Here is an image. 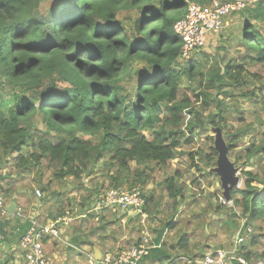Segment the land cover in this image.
I'll return each mask as SVG.
<instances>
[{
  "label": "trees",
  "instance_id": "16d2710c",
  "mask_svg": "<svg viewBox=\"0 0 264 264\" xmlns=\"http://www.w3.org/2000/svg\"><path fill=\"white\" fill-rule=\"evenodd\" d=\"M39 1L0 0V98L12 95L16 100L9 113L0 107V168L12 162L20 174L28 173L48 159L55 167L53 179L61 182L68 177L81 179L86 173L91 175L98 162L103 161L100 167L107 169L113 187L148 186L153 173L169 168L178 148L183 142L191 143L195 127H199L197 121L191 122L190 134L185 132V115L194 110L186 112L190 99L187 95L179 99V93L182 78L200 73L202 62L195 56L183 59L184 62L179 59L182 41L174 26L185 17L190 4L209 5L213 0H58L47 15L41 13ZM252 3V7L242 10L249 22L245 21L235 35L247 54L240 62L229 61L223 67L201 73L208 88H217L228 96L233 95L231 87L249 88L248 82L254 77L261 81L258 73L247 68L250 63L264 65V35L256 22L264 19V0ZM124 8L131 12L126 21L118 18ZM260 88L239 91L251 98ZM200 95L207 104V93ZM216 101L220 111L212 115L211 123L220 125L225 123L223 100ZM163 107L165 114L161 115ZM35 120H40L45 129L38 128ZM82 134L100 139L95 142ZM233 147L230 143V149ZM248 151L250 158L264 152V143ZM196 153H189L191 162L201 169ZM215 156L218 153L212 146L203 159L208 170L195 176L194 182L216 175L209 171L217 163H212ZM132 162L143 167L132 169ZM151 162L153 165H149ZM244 173L248 176L244 187L232 190V202L241 207V215L258 233L254 229L251 241L241 246L240 253L248 260H264V248L258 249L264 244V176L253 170ZM182 176L175 170L162 180L168 199L184 198L183 186L179 185ZM7 178L10 175L0 172V195L7 203L16 200L28 208L33 196L17 195L14 180ZM49 186L50 183L45 184L43 191L49 193ZM52 194L58 196L54 201L42 197L48 218L65 213L64 208L70 204L62 199V194ZM154 195H149L147 205ZM179 206L174 208L179 210ZM82 207L84 211L87 204ZM197 215L203 218L192 214L197 219L186 223L189 232L171 244L164 240L165 233L174 231L180 220H170L165 228L157 230L155 242L161 246L153 249L145 262L196 264L208 249L206 242H200L202 248L188 254L190 231L203 225V232L210 229L206 211ZM100 222L94 233L116 244L117 231L124 225L114 219L106 222L105 217ZM239 224L238 220L234 232ZM108 226H112L110 231H116L114 237L106 235ZM2 227L0 223L1 231ZM127 243L120 249L128 248Z\"/></svg>",
  "mask_w": 264,
  "mask_h": 264
},
{
  "label": "rangeland",
  "instance_id": "374dc122",
  "mask_svg": "<svg viewBox=\"0 0 264 264\" xmlns=\"http://www.w3.org/2000/svg\"><path fill=\"white\" fill-rule=\"evenodd\" d=\"M247 8L252 7V2L255 0H246ZM58 0H40L39 9L43 15H47L52 12L55 8ZM240 11L234 13L227 18L225 21L224 29L221 33H214L210 36L207 45L199 50L193 52L191 56H195L202 63L199 67V72H196L193 78L184 76L182 78L179 99H182L187 95L190 99V105L186 112L194 110L193 113H186L183 120V128L187 134L189 131V123L197 121L199 127H195L194 139L191 143H185L178 148L177 156L171 161L169 168L166 170H160L159 172L153 173V178L148 186H143L146 192L147 198L151 193H155L153 201H149L147 205L148 219L146 223L139 222L138 219H131L128 226H124L118 233L117 243L113 245L112 241H106L101 236L99 242L92 244L99 245L102 249L108 247L118 248L127 244L131 245L138 238L142 236L143 230L149 232L151 236L156 239L158 233L157 230L165 228L170 220H180L177 224L178 227L174 231H166L164 239L170 244L175 239L180 238V235L184 232H189L186 223L194 222L197 217L202 219L200 214L201 210L206 211L208 216L209 231L203 232V227H197L196 230L190 231L191 251L188 253L192 255L198 252L199 248H202L203 242L212 243L217 247L230 246L232 242L233 232L238 220L243 217L241 215V207L233 204V202L223 201L221 196L223 195V189L221 187L220 179L218 175L210 177H203L199 183L194 182L195 176L200 175L203 172H207L206 162L203 161L206 154H210V149L215 143V133L212 131L213 126H220L223 130L224 138L229 145L233 143L234 147L229 150V156L232 161L235 162L236 166L239 167V175L241 177L239 188L244 187V182L247 179V175L244 173L246 170H253L264 176V152H257L253 157L248 156V150L254 146H259L264 143V65L260 63H250L247 65L249 72H256L260 75L261 81L254 77L249 82V88L241 89V91L250 92V89L261 86L259 93L256 96L250 98V96L241 95L240 91L236 88L231 87L229 90L232 92V96H228L217 88H208L206 80L202 81L201 73L206 74L217 66H225L229 61L240 62V58L247 54L246 47L243 46L235 35L240 31V27L243 26L244 22H249L248 16ZM131 16V12L127 9H121L118 18L126 21ZM256 20L252 21L253 23ZM257 22V29L264 35V19H260ZM185 60H182L184 62ZM129 82V81H128ZM131 84L133 81L130 82ZM125 84V82H122ZM3 93V90H1ZM10 91L7 90L6 94ZM201 92H206L209 96V102L204 103V97L200 95ZM200 98H197V95ZM202 97V98H201ZM216 99L223 100V111L225 114V123L215 125L211 123L212 115L218 114L220 109L217 107ZM258 100L257 103L252 102ZM16 100L12 95H5L0 98V107L9 113ZM165 108L161 111V115L165 114ZM217 119H219L217 117ZM242 119V120H241ZM23 123H26L25 121ZM28 123V122H27ZM34 124L40 128L45 129V125L40 124V120H35ZM240 132V133H239ZM244 132V133H242ZM149 135V132H146ZM85 138L93 139L95 142L99 141V137L90 134H82ZM183 141L185 138L182 139ZM190 152L196 153V162L201 166V169H196L191 162ZM217 157L212 159V163L217 162ZM103 161L98 162V165L91 175L86 173L81 179L74 177H68L64 181H58L53 179L55 167L49 164L48 159H45L41 166L35 168L32 172L19 173V171L12 165V162L7 167L0 168V172L4 175H10V179L14 180V186L17 189V195L22 193L30 194L37 188L43 191V186L50 183V192H44L43 197L48 198L50 201H54L58 196L53 197L52 191L62 194V199L70 204L64 208V211H70L75 217L74 226L69 228L67 234H69L70 242L80 246L76 243L86 238V234H92L96 231L97 227L101 222L95 221H84L83 218L77 217L84 207V204L89 206L93 198L101 191L113 187L111 182L113 181L106 175L104 167H100ZM153 165V163H149ZM216 166V165H215ZM132 169H137L143 166H139L136 162L131 163ZM175 170L183 176L179 179V185L183 186L184 198H179L177 201L168 199L167 191L163 185V179L169 174H173ZM210 171V170H209ZM262 187L260 183H253ZM3 196V195H2ZM18 197V196H17ZM191 203V205H189ZM176 210L174 205H179ZM220 206V208H216ZM192 214L197 217H193ZM174 215V219L172 216ZM176 216V217H175ZM77 217V218H76ZM176 218V219H175ZM177 218H182L177 219ZM111 216L106 217L105 220L111 221ZM206 220V221H207ZM229 222V223H228ZM235 222V223H234ZM232 223L234 225H232ZM204 224V223H203ZM79 230L77 242L74 240V233ZM256 234L258 229L254 227ZM231 230V233H229ZM107 231L106 235L114 237L116 231ZM127 235V238L122 239L121 236ZM122 239V241H120ZM75 241V242H74ZM201 242V243H200ZM81 245V244H80ZM61 249L68 252L72 250L78 251L67 247V245L61 243ZM211 247V246H209ZM208 247V248H209ZM206 248V249H208ZM264 244H260L258 249L262 250ZM67 249V250H66ZM90 249V248H89ZM122 249V248H121ZM205 249V250H206ZM212 249V248H210ZM209 249V250H210ZM70 251V252H69ZM207 251V250H206ZM205 251V252H206ZM203 253L202 257L204 256ZM176 256V255H174ZM201 257V258H202Z\"/></svg>",
  "mask_w": 264,
  "mask_h": 264
},
{
  "label": "built area",
  "instance_id": "2783aa9c",
  "mask_svg": "<svg viewBox=\"0 0 264 264\" xmlns=\"http://www.w3.org/2000/svg\"><path fill=\"white\" fill-rule=\"evenodd\" d=\"M246 6V0H213L209 5L190 4L185 17L174 26L175 32L182 41L179 59L189 58L193 52L204 48L212 34L223 31L225 19L242 11ZM35 193L39 198L44 194L39 188ZM221 198L224 202L227 201L223 195ZM146 208L147 195L143 186L111 187L99 192L77 217H91L93 221L99 223L103 217L111 216L114 220L128 226L131 219L146 223L148 219ZM21 212L22 209L18 208L16 214L21 215ZM9 214L8 203L0 195V221ZM74 219L70 211L46 221H41L37 215L32 216L30 226L19 244L21 252L14 259H11L5 249L4 234L0 230V264H56V258L47 254L46 241L56 242L58 245L63 243L67 247L77 249L78 252L83 251L67 238V231ZM253 232L254 228L248 224L247 218L242 217L230 246L208 250L196 261V264H264L263 259L248 260L240 253L241 246L251 241ZM125 237L127 238V235ZM45 238H47L46 241ZM155 241L154 237L144 229L142 236L128 248H107L103 250L99 261L95 259L92 251H88L86 252L87 261L88 264H146L145 261L152 250L161 246ZM179 259L190 262L188 258L180 257Z\"/></svg>",
  "mask_w": 264,
  "mask_h": 264
},
{
  "label": "crops",
  "instance_id": "0c3cea01",
  "mask_svg": "<svg viewBox=\"0 0 264 264\" xmlns=\"http://www.w3.org/2000/svg\"><path fill=\"white\" fill-rule=\"evenodd\" d=\"M35 191H33L32 194H28L30 196H33L32 200H31L32 202L30 203L28 208H24L16 200L13 201L16 203L17 209L18 208L22 209L21 215L16 214V211H17V209H16L15 212H10V214L7 217H3L0 221V223H2V226H3L2 227V232L4 234L3 244L5 246V249L8 252L9 256L11 257V259L16 258L18 253L21 252V248H20L19 244H20L21 238L23 237V235L26 233V231L28 230V228L30 226L31 217L34 215H37L41 221H46L48 219H51V218L45 217V211H46L45 202L42 200V197L39 198L36 195ZM11 203L12 202H9L8 205ZM83 220L88 221V218H83ZM118 222H120V221H118ZM121 224H123V223H121ZM123 225L125 226V224H123ZM73 226H74V224H72V228H73ZM74 229L76 231V228H74ZM110 230H112V226H108L106 228V232L110 231ZM77 232L79 233V230H77L76 233H74V236H72V238L73 237L75 238L74 240L76 242H77V239H80V237H78ZM86 235L87 236L85 239L76 243L78 245L82 244V245H79L80 248L83 250L81 252L72 250V252L69 251L70 253L68 254V252L61 249V247H60L61 244L58 245L56 242L51 243V242L46 241L45 243H46L47 254L49 256L56 258V264H88L86 252L92 251L95 254L96 248L100 249L101 252H103V250H105V249H102V247L99 245H94L91 248L92 244L95 243V241L99 242V240L101 239V236H100L101 234H99V233L88 234V232H87ZM121 237H122V239H124L125 235H123ZM67 238H68V240H70L69 234H67ZM122 239L120 241H122ZM58 243H60V242H58ZM206 246H207V248L209 246H211L208 248V250L210 248H212V249L216 248L212 243H209V242H206ZM146 264H149V262L147 261Z\"/></svg>",
  "mask_w": 264,
  "mask_h": 264
},
{
  "label": "water",
  "instance_id": "95a60500",
  "mask_svg": "<svg viewBox=\"0 0 264 264\" xmlns=\"http://www.w3.org/2000/svg\"><path fill=\"white\" fill-rule=\"evenodd\" d=\"M212 131L215 133L214 147L218 153L216 166L211 167L209 170L219 176L221 187L223 189V196L227 201H232V190L239 188L241 177L239 175V167L231 160L229 156V145L227 144L223 130L220 126H213ZM17 205L12 202L8 205L10 212H15ZM95 259L99 261L102 257L100 249H95Z\"/></svg>",
  "mask_w": 264,
  "mask_h": 264
}]
</instances>
